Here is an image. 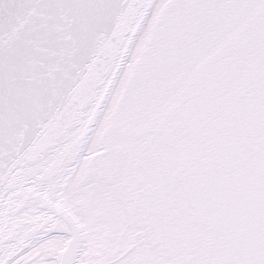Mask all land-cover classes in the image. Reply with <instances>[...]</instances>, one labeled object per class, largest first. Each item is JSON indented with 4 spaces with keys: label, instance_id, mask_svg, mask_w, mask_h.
<instances>
[{
    "label": "snow or ice",
    "instance_id": "1",
    "mask_svg": "<svg viewBox=\"0 0 264 264\" xmlns=\"http://www.w3.org/2000/svg\"><path fill=\"white\" fill-rule=\"evenodd\" d=\"M0 264H264V0H0Z\"/></svg>",
    "mask_w": 264,
    "mask_h": 264
}]
</instances>
